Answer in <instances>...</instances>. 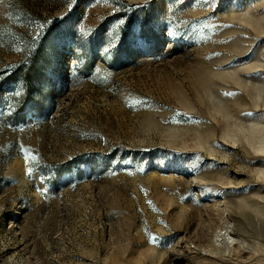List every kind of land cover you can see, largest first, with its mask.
Returning <instances> with one entry per match:
<instances>
[{"label": "rangeland", "instance_id": "1", "mask_svg": "<svg viewBox=\"0 0 264 264\" xmlns=\"http://www.w3.org/2000/svg\"><path fill=\"white\" fill-rule=\"evenodd\" d=\"M256 87L264 0H0V264H264Z\"/></svg>", "mask_w": 264, "mask_h": 264}, {"label": "bare ground", "instance_id": "2", "mask_svg": "<svg viewBox=\"0 0 264 264\" xmlns=\"http://www.w3.org/2000/svg\"><path fill=\"white\" fill-rule=\"evenodd\" d=\"M261 9V8H260ZM256 90H257V93H256V96H258V98H260V99H263L264 100V88H261V87H256ZM244 123V122H243ZM238 126V125H237ZM241 128H242V124H241V126H240ZM240 127H239V129H240ZM246 127V129H247V131L248 132H251V129L249 128V127H247V126H245ZM238 128V127H237ZM244 129L245 128H242L241 130H242V133L245 135V136H247V134L244 132ZM251 133H249L248 135H250Z\"/></svg>", "mask_w": 264, "mask_h": 264}]
</instances>
